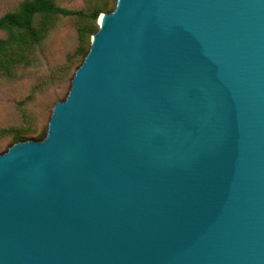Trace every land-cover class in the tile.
<instances>
[{"label": "water", "instance_id": "95a60500", "mask_svg": "<svg viewBox=\"0 0 264 264\" xmlns=\"http://www.w3.org/2000/svg\"><path fill=\"white\" fill-rule=\"evenodd\" d=\"M40 141L0 154V264H264V0H116Z\"/></svg>", "mask_w": 264, "mask_h": 264}, {"label": "rangeland", "instance_id": "374dc122", "mask_svg": "<svg viewBox=\"0 0 264 264\" xmlns=\"http://www.w3.org/2000/svg\"><path fill=\"white\" fill-rule=\"evenodd\" d=\"M22 1L0 0V18ZM115 2L55 0L61 8L101 15ZM34 23L43 37L39 43L0 55V154L17 142L45 137L53 107L65 100L98 28V21L79 16L37 15ZM5 35L0 29V39Z\"/></svg>", "mask_w": 264, "mask_h": 264}, {"label": "trees", "instance_id": "16d2710c", "mask_svg": "<svg viewBox=\"0 0 264 264\" xmlns=\"http://www.w3.org/2000/svg\"><path fill=\"white\" fill-rule=\"evenodd\" d=\"M37 15H62L91 17L97 22L101 12L93 14L59 7L55 0H23L19 8L0 18V29L6 32V38L0 39V55L14 48H26L39 43L43 37L35 27Z\"/></svg>", "mask_w": 264, "mask_h": 264}, {"label": "bare ground", "instance_id": "6f19581e", "mask_svg": "<svg viewBox=\"0 0 264 264\" xmlns=\"http://www.w3.org/2000/svg\"><path fill=\"white\" fill-rule=\"evenodd\" d=\"M99 20H100V18H99Z\"/></svg>", "mask_w": 264, "mask_h": 264}]
</instances>
